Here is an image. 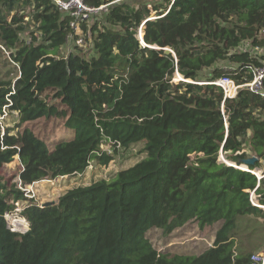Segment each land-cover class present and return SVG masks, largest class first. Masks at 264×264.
Masks as SVG:
<instances>
[{
  "label": "trees",
  "instance_id": "1",
  "mask_svg": "<svg viewBox=\"0 0 264 264\" xmlns=\"http://www.w3.org/2000/svg\"><path fill=\"white\" fill-rule=\"evenodd\" d=\"M84 2L108 5L82 24L85 46L74 42L64 54L70 34L79 35L53 0H0V44L17 68L0 78V115L17 111L21 125L2 133L0 124V264H251L239 231L261 238L251 249L264 246V178L243 163L256 156L249 168H264V97L242 89L224 99L219 86L193 81L253 79L248 66H260L264 55L230 51L247 40L264 46V0H169L153 8L155 18L138 0ZM143 22L145 43L155 48L138 38ZM27 30L29 40L21 36ZM55 118L71 138L49 142L29 126ZM138 143L146 156L132 166L58 201L26 204L28 230L10 228L6 214L27 199L4 173L16 156L26 185L71 178L90 161L108 166ZM191 220L200 228L222 222L201 254L160 252L147 237L154 227L170 234Z\"/></svg>",
  "mask_w": 264,
  "mask_h": 264
},
{
  "label": "rangeland",
  "instance_id": "2",
  "mask_svg": "<svg viewBox=\"0 0 264 264\" xmlns=\"http://www.w3.org/2000/svg\"><path fill=\"white\" fill-rule=\"evenodd\" d=\"M141 3L147 4L150 7L151 18L157 17L153 8L155 6L166 7L169 3V0H138ZM31 10L30 6L26 7V12L29 13ZM163 10V8H161ZM160 11V10H159ZM104 12L99 13V16L103 15ZM91 23V22H90ZM33 28V27H32ZM30 30L22 32L21 36L27 40L30 39ZM79 33H83L82 27L78 30ZM81 35V34H80ZM261 37H264V31L259 34ZM74 41L69 40L67 45L64 46L62 52L68 54L70 50H73ZM85 46V43H84ZM169 49V48H168ZM261 55H264V46L260 50ZM9 50L0 44V78L11 75V77L16 75V64L13 59L10 57ZM222 65L224 63H221ZM180 75L176 74L173 78L174 81L178 82ZM200 82V81H199ZM204 82V81H201ZM56 119V118H55ZM0 124L2 126V133L6 130L7 127L12 128L11 132L16 133L17 130L21 128L19 124V115L17 111H10L8 108H4L3 113L0 115ZM20 125V126H19ZM29 126L39 133L44 139H47L49 142H53L61 139H68L72 137L64 125L62 119H56L46 122L45 119H39L33 121ZM106 144L104 147L106 148ZM143 148V143H138L126 150H123L116 154L115 159L105 167H96L89 169L85 175L80 177H64L57 179L45 178L35 187V198L30 194H26V200H19L16 203V208H13L12 211L7 213L6 218L8 224L12 230H18L25 232L29 228V223L25 216L21 213V209L25 208L24 206L29 203H37L41 206H44L48 203L58 201L60 195H62L68 189L77 186V185H87L96 181L101 177H112L115 173L121 169L132 166L137 161L141 160L146 156V153L141 151ZM246 149H249L248 146ZM222 159V158H221ZM225 160V158H224ZM230 165L231 161L226 160ZM244 164V163H243ZM235 165V164H233ZM238 166V165H237ZM21 169L20 160L18 156L6 165L5 175H7L11 180L18 182V171ZM263 168H260L262 170ZM256 170V169H254ZM259 170V171H260ZM38 187V188H37ZM32 198V200L30 199ZM17 210V211H16ZM20 220V225L14 223L15 220ZM22 223V224H21ZM222 222L215 223L214 225L206 226L200 228L196 220L188 221L183 226L177 227L170 234H165L163 229L154 227L147 232V237L153 243L155 248L160 252H169V253H187V254H201L204 250L211 246L215 233L220 227ZM244 223V222H243ZM240 243L247 247V251L253 252L252 255L256 252L262 251L264 246L259 249H251L254 245L261 244L260 237H246V234L243 230L239 231ZM260 238V239H259ZM250 239V240H249ZM255 243V244H254ZM259 246V245H258Z\"/></svg>",
  "mask_w": 264,
  "mask_h": 264
},
{
  "label": "built area",
  "instance_id": "3",
  "mask_svg": "<svg viewBox=\"0 0 264 264\" xmlns=\"http://www.w3.org/2000/svg\"><path fill=\"white\" fill-rule=\"evenodd\" d=\"M53 2L56 5H58V7L62 11L68 13L72 17L70 25L72 28H74L75 34L79 35V36L77 38H74V36L70 34L69 40L73 38L75 44L80 45V46H84V40L82 37V33L78 32L79 28L82 27L83 23L90 22L94 18L100 17L99 13L106 10L107 5H108V4H104V5H101L99 7H92V6L85 4L84 0H53ZM143 25H144V22L139 27L138 33L143 30L142 29ZM261 49H263V47H261L259 45L253 46L251 44V41L247 40V41L241 42L238 46L233 48L230 52L232 53V52L248 51L251 56H259V55H261V53H260ZM221 63H224L222 67L224 69L230 71L231 73L237 69V64H235V63H229L228 61H223ZM248 67H250V69L253 73V79L251 81H246L244 83L237 82V80L235 78H233L231 75H223V76L216 78L212 81H204V82L193 81V82L205 83V84L208 83V84H214L216 86H219L224 92V99L235 98L239 94L240 90H242V89H247L251 92L257 93V94L264 97V87H263V83H264V59L261 60L260 66L249 65ZM177 74H179V73H177ZM179 80H181V79L179 78ZM223 107H224V101L222 104V109H223ZM223 113H224V109H223ZM225 127H226V131H227L228 130V122L226 119H225ZM104 144H106L108 146H106V148H105ZM101 146H102L103 150H106L109 153L113 152L112 151L113 148L109 143H103ZM118 146H119V144H118ZM221 158H222V160H224V157L222 154H221ZM20 165H21V167H23L22 164H20ZM94 167H96V163L94 161H90L85 171L74 173L71 175V177H80L81 178L83 175H85V173L89 169L91 170V168H94ZM247 171L254 173L257 176V179L259 182L262 178H264V168L259 171L260 174L255 172L254 169L253 170L250 169L249 166H247ZM64 177H70V176L64 175V176H61L60 178H64ZM41 181H43V179L37 180L31 184L25 185L20 180V177H18V187L24 191L25 196H26V194H30V195L35 197V192H34L35 187ZM250 200L252 201L253 205L262 206L261 204L258 203V200H257L256 195H255V191L250 192ZM18 201L15 202L14 208H16V203ZM23 209L24 208H22L20 211H22ZM251 264H264V249L262 251L254 253L251 256Z\"/></svg>",
  "mask_w": 264,
  "mask_h": 264
},
{
  "label": "water",
  "instance_id": "4",
  "mask_svg": "<svg viewBox=\"0 0 264 264\" xmlns=\"http://www.w3.org/2000/svg\"><path fill=\"white\" fill-rule=\"evenodd\" d=\"M138 37H139L140 41H141L143 44H146V43H145V40H144V33H143V30L140 31V32L138 33ZM146 46H149V45L146 44ZM149 47H153V48H155V46H149ZM157 48H158V47H157ZM178 73H179V72H178ZM181 80H183V79H181ZM256 160H257V157H256V156H251V157H249V158H247V159L244 160V164H245L246 166H249V165L254 164ZM233 166H234V165H233ZM256 169H259V168H256ZM259 170H260V169H259ZM48 204H49V203H48ZM262 208H264V207H262Z\"/></svg>",
  "mask_w": 264,
  "mask_h": 264
},
{
  "label": "bare ground",
  "instance_id": "5",
  "mask_svg": "<svg viewBox=\"0 0 264 264\" xmlns=\"http://www.w3.org/2000/svg\"><path fill=\"white\" fill-rule=\"evenodd\" d=\"M180 75V74H179ZM180 79H182V76L180 75V77H179ZM231 165H233V164H231ZM235 167H237V168H240V167H238L237 165H234ZM241 169V168H240ZM244 170H247V169H244ZM255 172H257L258 174H260L257 170H254ZM19 222H21L20 220H15L14 221V223H16L17 225H20V223ZM22 224V223H21Z\"/></svg>",
  "mask_w": 264,
  "mask_h": 264
},
{
  "label": "clouds",
  "instance_id": "6",
  "mask_svg": "<svg viewBox=\"0 0 264 264\" xmlns=\"http://www.w3.org/2000/svg\"><path fill=\"white\" fill-rule=\"evenodd\" d=\"M244 170V169H243Z\"/></svg>",
  "mask_w": 264,
  "mask_h": 264
}]
</instances>
